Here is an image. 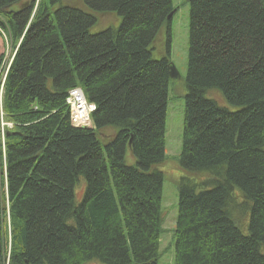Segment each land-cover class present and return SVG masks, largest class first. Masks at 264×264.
<instances>
[{
	"label": "trees",
	"instance_id": "obj_1",
	"mask_svg": "<svg viewBox=\"0 0 264 264\" xmlns=\"http://www.w3.org/2000/svg\"><path fill=\"white\" fill-rule=\"evenodd\" d=\"M189 3L174 264H264V0ZM173 11L172 0H0L13 50L6 66L0 37L12 124L2 134L0 120V264L158 263L176 70L169 49L153 50ZM109 12L120 26L93 33ZM77 87L96 106L92 127L72 123Z\"/></svg>",
	"mask_w": 264,
	"mask_h": 264
},
{
	"label": "rangeland",
	"instance_id": "obj_2",
	"mask_svg": "<svg viewBox=\"0 0 264 264\" xmlns=\"http://www.w3.org/2000/svg\"><path fill=\"white\" fill-rule=\"evenodd\" d=\"M66 1L78 2V0ZM172 4L177 12L171 19L170 40L167 28L162 27L153 50V57L158 60L167 56V50L169 49V58L176 70V75L169 80L168 88L165 117V161L158 168L164 175L161 204L164 224L159 248L160 256L157 264H174L175 261L173 230L178 216L179 182L186 175L180 167L179 159L183 145L185 96L188 91L186 79L188 74L190 3L189 0H172ZM96 16L98 21L91 28L93 33L108 28H118L122 21L121 16L116 12L105 13L102 16L96 13ZM0 37L3 41L2 51L7 66L13 56V50L6 45V39L2 34H0ZM2 73L4 72L0 71V76H2ZM3 85L4 83L2 82L0 90H4ZM214 96L221 98L217 93H214ZM112 134V130L106 129L102 137L106 139ZM76 190L77 202L80 203L84 195V185L80 183Z\"/></svg>",
	"mask_w": 264,
	"mask_h": 264
},
{
	"label": "built area",
	"instance_id": "obj_3",
	"mask_svg": "<svg viewBox=\"0 0 264 264\" xmlns=\"http://www.w3.org/2000/svg\"><path fill=\"white\" fill-rule=\"evenodd\" d=\"M67 103L71 110L72 123L77 127L88 126L90 124V114L95 110V105L88 103L83 91L75 88L69 91ZM8 125L2 123V126Z\"/></svg>",
	"mask_w": 264,
	"mask_h": 264
},
{
	"label": "water",
	"instance_id": "obj_4",
	"mask_svg": "<svg viewBox=\"0 0 264 264\" xmlns=\"http://www.w3.org/2000/svg\"><path fill=\"white\" fill-rule=\"evenodd\" d=\"M175 11H173L170 15H169V19H172L173 15H174Z\"/></svg>",
	"mask_w": 264,
	"mask_h": 264
}]
</instances>
